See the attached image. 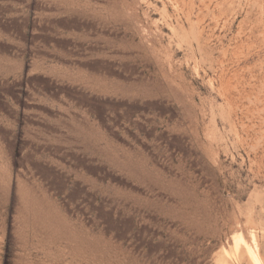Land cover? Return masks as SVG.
<instances>
[{
	"label": "rangeland",
	"instance_id": "1",
	"mask_svg": "<svg viewBox=\"0 0 264 264\" xmlns=\"http://www.w3.org/2000/svg\"><path fill=\"white\" fill-rule=\"evenodd\" d=\"M246 242L264 264V0H0V264Z\"/></svg>",
	"mask_w": 264,
	"mask_h": 264
},
{
	"label": "bare ground",
	"instance_id": "2",
	"mask_svg": "<svg viewBox=\"0 0 264 264\" xmlns=\"http://www.w3.org/2000/svg\"><path fill=\"white\" fill-rule=\"evenodd\" d=\"M237 241H243V237L240 236L239 239H237ZM237 241H236V243L239 244ZM245 251L249 255V257L252 260L253 264H263L262 259L259 256L258 251L254 247H252L249 243H247V242L245 243Z\"/></svg>",
	"mask_w": 264,
	"mask_h": 264
}]
</instances>
